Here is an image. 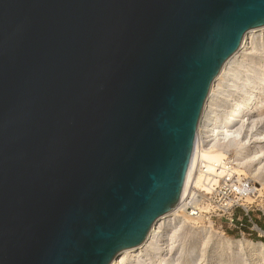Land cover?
<instances>
[{
	"label": "water",
	"instance_id": "1",
	"mask_svg": "<svg viewBox=\"0 0 264 264\" xmlns=\"http://www.w3.org/2000/svg\"><path fill=\"white\" fill-rule=\"evenodd\" d=\"M264 0H0V264H112L181 203L213 82Z\"/></svg>",
	"mask_w": 264,
	"mask_h": 264
},
{
	"label": "bare ground",
	"instance_id": "2",
	"mask_svg": "<svg viewBox=\"0 0 264 264\" xmlns=\"http://www.w3.org/2000/svg\"><path fill=\"white\" fill-rule=\"evenodd\" d=\"M261 37L264 38V27L250 30L245 35L240 49L226 62L213 82L199 123L195 152L181 203L174 211L157 220L142 245L123 251L112 264H171L166 255L162 254L166 250L161 251L162 242L165 241L164 230L173 219L180 218L182 225L188 221V218L180 216V213L188 208L185 207V200L190 188L194 187L196 191L210 195L221 179L244 175L243 171L229 167V150L236 142L240 143L235 156L239 161L238 165L243 162L257 163L259 167L255 169V175L260 172L264 163V134L259 133L256 128L260 122L262 123L260 111L264 108V74L258 73L260 70L257 66L248 67L245 71L242 68L244 62L254 54L256 41ZM201 136L204 138L202 147ZM206 137L210 139L207 146ZM218 137H223L227 149L216 145ZM198 164H201V169L199 175L195 176ZM174 238L172 235L170 241L172 242ZM227 243L230 245L231 241ZM238 244L242 245L241 242ZM249 245L258 248L264 259V244Z\"/></svg>",
	"mask_w": 264,
	"mask_h": 264
},
{
	"label": "rangeland",
	"instance_id": "3",
	"mask_svg": "<svg viewBox=\"0 0 264 264\" xmlns=\"http://www.w3.org/2000/svg\"><path fill=\"white\" fill-rule=\"evenodd\" d=\"M255 47L242 70L257 66L258 73L264 74V38L258 39ZM260 113L262 123L256 130L264 134V108ZM222 138H217L216 145L227 149ZM208 139L206 137V146L210 143ZM239 144L236 142L229 150V167L243 171L244 175L221 179L210 195L191 187L185 200L188 208L180 213L188 221L182 225L180 218H176L165 228L161 251L166 250L162 254L171 264H264L259 249L249 245L264 244V163L257 175L254 172L259 167L257 163L238 165L235 156ZM203 145L204 141L200 147ZM200 169L201 164H198L195 176ZM172 235L175 238L171 242ZM227 241H231L230 245Z\"/></svg>",
	"mask_w": 264,
	"mask_h": 264
},
{
	"label": "built area",
	"instance_id": "4",
	"mask_svg": "<svg viewBox=\"0 0 264 264\" xmlns=\"http://www.w3.org/2000/svg\"><path fill=\"white\" fill-rule=\"evenodd\" d=\"M203 141H204V138L201 136L200 145L203 143Z\"/></svg>",
	"mask_w": 264,
	"mask_h": 264
}]
</instances>
